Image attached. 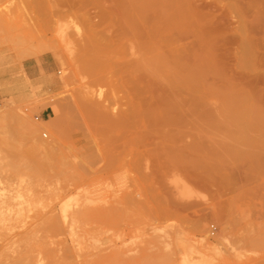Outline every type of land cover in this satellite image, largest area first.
I'll return each instance as SVG.
<instances>
[{
    "label": "rangeland",
    "instance_id": "374dc122",
    "mask_svg": "<svg viewBox=\"0 0 264 264\" xmlns=\"http://www.w3.org/2000/svg\"><path fill=\"white\" fill-rule=\"evenodd\" d=\"M151 31L198 76L180 161ZM0 264H264V0H0Z\"/></svg>",
    "mask_w": 264,
    "mask_h": 264
},
{
    "label": "bare ground",
    "instance_id": "6f19581e",
    "mask_svg": "<svg viewBox=\"0 0 264 264\" xmlns=\"http://www.w3.org/2000/svg\"><path fill=\"white\" fill-rule=\"evenodd\" d=\"M135 18H137V17H133V19H131V20H133V22H134V21H136ZM138 20H140V19L138 18ZM131 23L128 22V24H130V27L133 26ZM133 24H135V23H133ZM161 34L162 33L157 34L156 32L152 33V31H151V33L146 34V36L142 38V39H144V41H148L145 44L141 45L144 48V50L146 51V52L144 51L143 53L149 55V57H147L146 60H144L145 59L144 58L143 59L144 61L143 60L141 61L142 63L146 62L145 65L143 66V71L147 72L149 75H151L155 79L161 76L162 80H160L159 82L166 85L170 90H172L174 92L175 96L173 95V92L171 91L172 95L174 96L171 99L174 98L175 104L173 103V106L175 105V107L179 110L178 116H180V118L179 117L177 118V116L172 117L168 108H160V109H156V110L149 109L146 112H142V113L144 114L143 117L148 118L145 120H151L152 124H153V126H152L153 129H147L146 132L153 133V135L157 136V139H158V143H156V142L152 143V144H154L153 148L155 149L153 154H155L156 156H167V155L170 156L171 155L180 161L183 159L184 154H182V153L180 154L178 150L175 152H174V150L173 151L170 150V148H169V147H171L169 144L170 143V141H169L170 137L168 135L170 132L178 129V131L184 136L185 125H186L185 116H186L187 112L185 110V104L182 100L183 99V97H182L183 91H185L187 89L189 90V88L196 90V88H198L196 86L197 85L196 80H198V76L197 77L193 76L194 78L193 77L189 78L186 76V74L184 75V73H183L184 70H179V73L177 72V70L180 68L176 67L177 64L173 60H174V57L176 56V54L178 52H172L169 49V47L171 45V41H172L171 40L172 36H170V35H167V36L162 35L161 36ZM140 47H137V48L139 49ZM163 49L168 50V53L163 52ZM172 53L175 55H173ZM139 68H141V67L139 66ZM140 70H142V69H140ZM193 82L195 83V86H196L195 88L192 85ZM166 102H167V100H166ZM89 107L91 109H97L98 106L95 104H89ZM226 109L228 111H230V110H232V107H228ZM249 113H251V112H249ZM101 115H103V117H105L104 114H101ZM134 118H136V113H135V110H132V111L126 113L125 116L122 117V119H119L116 122L112 121V122H115L117 124L111 123L109 126H111V125L113 126V124H114L116 126L118 125V127L121 126V128H125V127H133V126L136 127V126H139L140 123H141V125L146 124V121L144 120V118L141 119L140 123L138 120H134ZM109 126H108V128H109ZM114 127L112 129H114ZM240 133H242V132H240ZM154 139H155V137H154ZM137 142H138L137 139L134 137H132L129 141V143H131L132 145H137ZM162 144H163V146H162ZM160 145H161V147H160ZM129 149H130V147H129ZM152 151H153V149H152ZM131 153H132L131 155H133V156L138 155V151H133Z\"/></svg>",
    "mask_w": 264,
    "mask_h": 264
},
{
    "label": "crops",
    "instance_id": "0c3cea01",
    "mask_svg": "<svg viewBox=\"0 0 264 264\" xmlns=\"http://www.w3.org/2000/svg\"><path fill=\"white\" fill-rule=\"evenodd\" d=\"M42 114H44V112H42Z\"/></svg>",
    "mask_w": 264,
    "mask_h": 264
}]
</instances>
